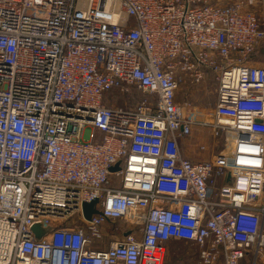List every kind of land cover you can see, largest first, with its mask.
I'll return each mask as SVG.
<instances>
[{
  "label": "built area",
  "instance_id": "built-area-1",
  "mask_svg": "<svg viewBox=\"0 0 264 264\" xmlns=\"http://www.w3.org/2000/svg\"><path fill=\"white\" fill-rule=\"evenodd\" d=\"M251 5L0 0V264H164L171 240L197 248L194 264H264V6ZM209 72L212 104L176 99ZM112 90L143 98L109 106ZM208 139L222 142L211 158L185 153ZM34 224L51 231L37 241Z\"/></svg>",
  "mask_w": 264,
  "mask_h": 264
},
{
  "label": "rangeland",
  "instance_id": "rangeland-1",
  "mask_svg": "<svg viewBox=\"0 0 264 264\" xmlns=\"http://www.w3.org/2000/svg\"><path fill=\"white\" fill-rule=\"evenodd\" d=\"M257 3V12L259 14V17H261L263 2L262 0H257ZM261 44H263V48L257 51V60L260 61V63H264V40H262ZM260 54L262 56H260ZM215 88L216 84L213 80V75L209 72L205 80L198 85L190 84L188 81L181 84V90H179L178 96L184 97L186 93L192 92L194 100L198 101L200 100V98L206 99V102L200 104H212L209 99H213L215 97ZM198 89H201L203 92H200ZM142 97L143 96L136 91L125 93L119 90H112L104 95L103 101L109 106L124 109H133ZM221 143L222 142L220 140L208 139V146L206 151L201 152L196 149L197 142L195 140L191 141L187 145L193 146V148L196 149V153H200L195 157V160H204L211 158L213 154L221 148ZM110 232L111 231L108 229V239H110L111 236V234H109ZM165 248L166 254L164 258V264H194L197 251L196 247L191 246L186 242L171 240L166 244Z\"/></svg>",
  "mask_w": 264,
  "mask_h": 264
},
{
  "label": "water",
  "instance_id": "water-1",
  "mask_svg": "<svg viewBox=\"0 0 264 264\" xmlns=\"http://www.w3.org/2000/svg\"><path fill=\"white\" fill-rule=\"evenodd\" d=\"M120 169L119 162L115 163L109 168L110 172H114ZM229 175V172H228ZM97 203V200H93L88 203H83L82 205V212L83 216L86 220H89L91 215L94 213H97L98 210L96 209L95 205ZM31 231L34 234L35 240H40L44 235H46L48 232L51 231L50 227H42L41 224H34L31 227Z\"/></svg>",
  "mask_w": 264,
  "mask_h": 264
},
{
  "label": "crops",
  "instance_id": "crops-1",
  "mask_svg": "<svg viewBox=\"0 0 264 264\" xmlns=\"http://www.w3.org/2000/svg\"><path fill=\"white\" fill-rule=\"evenodd\" d=\"M230 1H232V0H222V2H224V3H228V2H230ZM234 1V0H233ZM236 1V0H235ZM243 1H246V0H243ZM262 2H263V6H264V0H262ZM257 0H253V5H251V6H248V8H251L253 11H255V13L259 16V14H258V12H257ZM262 13V12H261ZM262 47H263V44H262ZM258 65H264V63L262 62V63H260V61H258L257 60V62H256ZM202 88V87H201ZM216 89V88H215ZM179 90H181V89H179ZM179 90L177 91V93H176V99L178 100V101H189V102H193V103H204V102H206V99L205 98H200V100H194V98H193V95H192V92L191 93H186L185 94V96L184 97H179L178 96V93H179ZM200 92H203L201 89H198ZM143 98V97H142ZM214 99V98H213ZM213 99H209V101L211 102V103H213L214 102V100ZM184 150H185V153L188 155V156H190V157H192L194 160H195V157L197 156V155H199L200 153H196V149L195 148H193V146H191V145H185V148H184ZM200 160V159H199ZM202 160V159H201Z\"/></svg>",
  "mask_w": 264,
  "mask_h": 264
},
{
  "label": "trees",
  "instance_id": "trees-1",
  "mask_svg": "<svg viewBox=\"0 0 264 264\" xmlns=\"http://www.w3.org/2000/svg\"><path fill=\"white\" fill-rule=\"evenodd\" d=\"M261 43H262V42H261ZM262 48H263V47H262V44H260L258 50H261ZM257 55H258V54H256V56L254 57L256 61H257ZM260 56H262V55L260 54ZM178 241L186 242V241H184V240H178ZM186 243H187V242H186ZM196 254H197V251H196ZM195 257H196V256H195Z\"/></svg>",
  "mask_w": 264,
  "mask_h": 264
}]
</instances>
